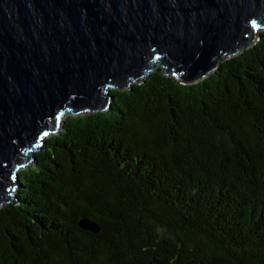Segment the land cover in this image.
I'll use <instances>...</instances> for the list:
<instances>
[{
	"label": "trees",
	"instance_id": "16d2710c",
	"mask_svg": "<svg viewBox=\"0 0 264 264\" xmlns=\"http://www.w3.org/2000/svg\"><path fill=\"white\" fill-rule=\"evenodd\" d=\"M111 93L20 171L0 264H264V30L197 83Z\"/></svg>",
	"mask_w": 264,
	"mask_h": 264
},
{
	"label": "water",
	"instance_id": "95a60500",
	"mask_svg": "<svg viewBox=\"0 0 264 264\" xmlns=\"http://www.w3.org/2000/svg\"><path fill=\"white\" fill-rule=\"evenodd\" d=\"M263 30L264 0H0V206L66 115L107 111L153 71L197 83Z\"/></svg>",
	"mask_w": 264,
	"mask_h": 264
},
{
	"label": "rangeland",
	"instance_id": "374dc122",
	"mask_svg": "<svg viewBox=\"0 0 264 264\" xmlns=\"http://www.w3.org/2000/svg\"><path fill=\"white\" fill-rule=\"evenodd\" d=\"M57 132H58V131H57ZM57 132H54V133H57ZM54 133H52V134H54ZM52 134H50V135H52ZM50 135H49V136H50Z\"/></svg>",
	"mask_w": 264,
	"mask_h": 264
}]
</instances>
